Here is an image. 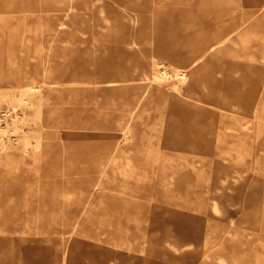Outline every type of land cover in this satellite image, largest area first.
<instances>
[{"label":"rangeland","instance_id":"rangeland-1","mask_svg":"<svg viewBox=\"0 0 264 264\" xmlns=\"http://www.w3.org/2000/svg\"><path fill=\"white\" fill-rule=\"evenodd\" d=\"M36 1L0 0V17L4 23V31L0 32V111L10 110L8 99L18 92L17 87L26 83L36 86L43 82H56L52 91L45 93V103L47 107L54 106L58 122L42 128L47 130L43 135L42 149L49 146L47 152L50 156L47 159L36 157V163L33 156L38 152L34 147L39 136H43L38 135L42 129L33 120L32 111L27 110L26 119L16 123L18 132L6 131L2 135L11 139L13 135L18 136L23 134V130H28L27 147L31 153L19 168H5L0 164V191L7 192L12 198L3 202L0 196V227L4 229L0 231V264H32L33 260L36 264H62V260L63 264H145L146 259L154 258L166 263L158 235L163 219H168L170 213H176L172 216L173 221L186 215L194 216L201 229L218 220H222L223 225L227 224L229 217L223 218L226 211L234 213L236 218L243 215L239 227L246 230L245 234H252L253 238L245 244L261 247L264 244V203L259 202L264 200V180L257 176L259 170L264 173L261 160H257V167L252 169L256 171L252 178L253 187L260 189L258 193L262 198L259 200L256 192L253 195L255 202H259L249 205L234 198L226 199L217 217L211 215L209 203L202 209H196L191 202L193 193L146 195V187L152 177L167 162L147 165L143 163L145 153L137 147L129 153L134 160L137 159L135 164L130 163L131 167H128L122 159L114 174L97 178V171L93 170L97 165L90 167V160L95 153L106 151L105 144L116 142L111 134L116 133L114 129L122 118L120 112L124 106L120 105L122 100L117 101L109 95L111 90H98L106 86L95 85L99 86L96 94L87 83L93 78L99 80L100 77L111 76L109 73L115 72L117 65L129 67L140 61L141 52L134 46L128 49L123 43L120 49H115L113 23L105 27L107 22L98 14L97 7L100 5L105 12H111L112 0L97 3L70 0L74 8L67 13L65 0L58 4L64 10L55 11L58 19L53 11L39 10ZM162 1L130 0L127 6L137 8L147 17H150L152 9L156 14L162 12L155 16L153 32L166 31L170 35L168 41L180 50L197 36L204 34L209 39L223 27L231 26L235 36L232 46L236 50L229 56H220L215 66L232 74L234 81L238 82V91L233 88L235 95L248 89L252 80H259L264 85V60L256 55L251 63L256 75L250 76L251 72H248L239 76L252 69L246 65L248 57L252 56L248 51L252 52L253 47L264 48V10L251 12L253 4L260 0H194L195 3L184 7L188 8L186 13L173 14L172 22L164 11L169 6ZM15 2L17 6H30V10L12 11ZM113 7L115 12L118 5ZM23 16L27 18L23 19ZM112 21L110 17L109 23ZM182 23L189 24V29L180 30ZM52 31L55 32L54 39L50 40ZM128 36L138 42L146 40L145 35L133 29ZM138 46L142 47L141 44ZM215 69H211L210 81L221 79L222 73L214 72ZM129 91L131 93H127L123 102H130L138 90ZM215 92L218 96L228 93L222 88L215 89ZM85 94L84 100L82 96ZM152 100L146 97L133 116L136 124L143 123L155 138L165 119V100ZM223 102L229 103L228 98ZM6 120L8 125L13 122L9 115ZM150 135L147 137L151 138ZM241 149L243 152L246 150L242 146ZM165 153H169L171 159L181 158L178 152L175 156L173 150ZM251 173L249 171L245 175L250 176ZM94 185L98 188V193H94L96 199L86 198V193ZM104 194L111 195L106 197ZM248 195L252 198L250 193ZM189 203L192 208L187 206ZM85 207L86 214L83 212ZM257 215H261L260 218H255ZM137 219L140 222H136ZM135 223L139 225L137 229ZM155 234L157 236L149 249L151 252L146 254L147 250L141 249L142 238ZM204 238H208L205 232ZM243 256L245 258L236 259L239 264H264L263 250L248 251ZM189 261L200 264L193 258Z\"/></svg>","mask_w":264,"mask_h":264},{"label":"bare ground","instance_id":"bare-ground-1","mask_svg":"<svg viewBox=\"0 0 264 264\" xmlns=\"http://www.w3.org/2000/svg\"><path fill=\"white\" fill-rule=\"evenodd\" d=\"M89 1L97 3L100 0ZM16 2L12 11L30 10V6H17ZM64 2L65 0H37L36 6L41 11H53L55 16V11L64 10L63 7L58 6L59 3ZM128 2L130 3V0H112L110 4L118 5L115 12L111 5L112 13L105 12L104 7L100 5L97 6L98 14L107 22L105 27H110L113 23L111 27L115 36V49H120L123 43L128 49L134 46V49L137 47L141 52L140 61L129 67L117 65L115 72L109 73L111 76L106 75L99 80L93 78L87 83L96 94L97 87L106 86L98 90H111L109 95L117 101L122 100L120 105L124 106L120 112L122 118L117 121L114 129L116 133L111 134L115 136L116 142L105 144L107 155H105L106 151L103 154L95 153L90 160V167L98 166L93 169L97 171V178L114 174L122 159L128 167H131L130 163L135 164L137 159L134 160L129 153L137 147L145 153L143 163L150 165L155 162L154 164L159 165L164 163V160L167 162V165L161 166L158 174L152 177L150 185L146 187L148 196L193 193L191 202L194 203L195 208L202 209L209 203L208 209L213 217L221 213L220 210L225 205L226 199L234 198L235 201L249 205L258 203L262 196L258 193L260 189L253 187L252 178L256 171L252 169L257 167V160H261L264 166V85L259 80L249 81L250 87L242 94L235 95L234 93L238 91V82L234 81L232 74L215 66L220 56H229L236 50L232 46L235 43V36L230 29L231 26L223 27L218 33H214L216 36L213 35L209 39L201 33L202 37L197 36L196 39H191L188 45L180 50L168 41L170 35H167L166 31L157 34L153 32L155 16L161 15L162 12L158 11L156 14V10L152 9L150 17H147L137 11V8H129ZM151 3H155V0H151ZM162 3H167L166 6H169L164 11L166 16L170 15L169 19L172 22L173 14L186 13L188 8L184 7L195 2L194 0H163ZM253 7L251 12H261L264 10V0L254 3ZM73 8L72 2L67 0L65 12ZM66 13L63 16H66ZM55 17L58 19L57 16ZM110 17L114 20L111 23H109ZM119 17L126 21L121 18L120 20ZM26 18L23 16V19ZM2 21L0 17L1 33L4 31ZM188 26L190 25L182 23L179 29H189ZM132 29L138 34L145 35V42H138L136 38L128 36ZM53 33L55 34L53 31L49 33L50 40L54 39ZM126 33L128 34L125 35ZM0 36L2 37V34ZM140 44L142 47L138 46ZM251 49L252 52L248 51V53L252 56L248 57L246 65H250L252 69L251 71L247 69V72L242 75L240 73V77L247 75L248 72H251L250 76L256 75L252 67L254 65L251 64L254 62L255 55L258 59L264 60V48ZM214 67L216 68L214 72L222 73L221 79L210 81L211 69ZM55 84L57 83L48 81L36 86L32 83L19 86L18 92L8 99L11 102L10 110L0 111V164L3 167L19 168L31 153L27 147L28 130H23L21 135H13L11 139L2 137L6 131L18 132L16 123L26 119L27 110L32 111L31 116L40 129L58 122L54 106L47 107L45 103V93L52 91ZM219 88L232 93L229 96L228 93L218 96L215 89ZM135 89L138 91L132 95L131 101L123 102L131 93L129 90ZM146 97L150 100L153 98L165 100V119L155 138H152V134L148 133L143 123L136 124L133 116ZM82 98L85 100L86 94ZM225 98H228L229 103L224 104ZM7 115L12 117L11 125L6 123ZM46 132V129H42L38 135L43 136ZM149 135L151 138L147 137ZM39 137L34 147L38 152L33 156L35 163L38 161L36 157L47 159L50 156L47 152L49 146L46 145V148L42 149L44 136ZM143 138L145 140L142 141ZM241 146L246 148L244 152ZM167 150H173L175 156L178 152L181 158L171 159L169 153H165ZM117 154L119 155L116 156ZM13 159L16 161L13 162ZM249 171H252L251 175H245ZM257 176L264 180V173L261 170L257 172ZM254 192L258 193L256 196L259 199L258 202H255ZM94 193H98L96 185L90 187L85 196L96 199ZM248 193L252 195V198ZM110 195L104 194L106 197ZM0 196L3 202L12 199L7 192L0 191ZM259 203H264V200ZM187 206L192 208L190 203ZM86 209V207L83 208L85 214ZM226 212L227 215L223 218L229 217L227 224L223 225L222 220H218L206 225L204 229L196 224L194 216L186 215L173 221L172 216L176 213H170L168 219L166 217L163 219L158 235L166 263H161L158 258H154L146 259L145 264H191L189 261L191 258L200 264H239L240 261L236 259L245 258L243 255H246L248 251H264V244L259 248L245 244L252 238V234H245L246 230L239 227V222L244 216L239 215L236 218L234 213ZM260 216L257 215L255 218ZM139 220L137 219L136 222H140ZM135 225L137 229L138 223ZM0 231L4 229L0 227ZM204 232L208 238L203 239ZM155 236L157 235H147L142 238L141 249L147 250L146 254L151 252L149 249L152 247ZM63 263L64 260H62ZM32 264L36 262L33 260Z\"/></svg>","mask_w":264,"mask_h":264}]
</instances>
